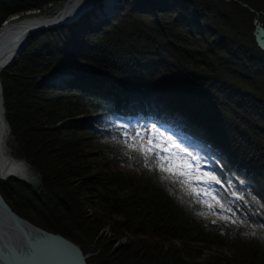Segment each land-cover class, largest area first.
<instances>
[{"label":"trees","instance_id":"trees-1","mask_svg":"<svg viewBox=\"0 0 264 264\" xmlns=\"http://www.w3.org/2000/svg\"><path fill=\"white\" fill-rule=\"evenodd\" d=\"M64 1L0 0V28L13 15ZM124 1L104 25L82 20L31 34L19 62L2 74L20 156L44 183L39 195L23 182L0 181L2 196L22 218L91 254L88 264H264V219L211 218L180 184L162 178L155 160L128 147L122 131L102 130L123 97L129 104L137 92L159 90L150 99L180 100L177 113L156 101L164 116L241 161L264 204V53L251 33L256 14L215 0ZM242 1L264 14V0ZM64 70L84 75L82 82L51 86L49 78ZM86 195L98 200L94 217L85 212ZM107 226L113 237L98 239ZM126 235L132 238L114 248ZM214 246L234 248L236 256L204 257Z\"/></svg>","mask_w":264,"mask_h":264},{"label":"water","instance_id":"water-1","mask_svg":"<svg viewBox=\"0 0 264 264\" xmlns=\"http://www.w3.org/2000/svg\"><path fill=\"white\" fill-rule=\"evenodd\" d=\"M83 13L72 21L55 23L29 32L56 29L77 23ZM259 47L264 51V28L255 22ZM35 192L42 190V177L24 180ZM8 234H4V232ZM12 232H15L14 235ZM0 264H87L82 250L61 236L37 228L16 215L0 194ZM5 243L6 246L3 244ZM8 246V247H7Z\"/></svg>","mask_w":264,"mask_h":264},{"label":"bare ground","instance_id":"bare-ground-1","mask_svg":"<svg viewBox=\"0 0 264 264\" xmlns=\"http://www.w3.org/2000/svg\"><path fill=\"white\" fill-rule=\"evenodd\" d=\"M96 0H67L63 5L49 13H34L24 18L7 22L0 30V76L5 69L15 64L30 43V30L46 27L60 22H69L80 14L89 12ZM264 25V20L259 18ZM263 27V26H262ZM29 42V43H28ZM263 53L264 51L260 49ZM3 88L0 81V177L16 176L20 179H30L35 173L26 158H15L10 151V127L4 112ZM28 185L27 183H25ZM29 186V185H28ZM31 187V186H30Z\"/></svg>","mask_w":264,"mask_h":264},{"label":"snow or ice","instance_id":"snow-or-ice-1","mask_svg":"<svg viewBox=\"0 0 264 264\" xmlns=\"http://www.w3.org/2000/svg\"><path fill=\"white\" fill-rule=\"evenodd\" d=\"M153 130H155V134L149 136L148 133ZM143 133L142 135L141 130H134L131 137L133 142L127 146L135 148L146 158L155 160V166L162 178L169 179L174 184H180L199 202L206 203L209 208L213 207V203L209 200L220 204V201L207 188L194 186V182L202 181L208 184L220 182L215 174L200 171L199 157L194 156L192 152L177 143L171 136L160 133L155 124H152L150 129L143 130ZM127 135L126 132L125 136ZM201 197H208L209 200L200 199Z\"/></svg>","mask_w":264,"mask_h":264},{"label":"rangeland","instance_id":"rangeland-1","mask_svg":"<svg viewBox=\"0 0 264 264\" xmlns=\"http://www.w3.org/2000/svg\"><path fill=\"white\" fill-rule=\"evenodd\" d=\"M229 2H233V3H237L238 5H240L242 8H244V9H248V10H250V12H252V13H254V14H256V17L259 19L261 16L262 17H264V14H262V13H260V12H256L254 9H252V8H250V6H248L246 3H242L243 1L242 0H230ZM48 10V11H47ZM54 9H53V7H52V9H51V6H49V7H47V9H44L43 11V13L45 14V13H49V12H52ZM263 20H264V18H262ZM253 30L254 29H252V31H251V33L253 32ZM6 71V70H5ZM8 71V70H7ZM2 75V74H1ZM2 80V79H1ZM5 89L6 90H9V87H8V85L5 83ZM7 100L8 101H10V94L8 93L7 94ZM60 125H63V124H60ZM86 136H88V137H90L91 138V136L89 135V134H86V133H84ZM11 137V140H12V142H10L9 141V144H10V151H11V153L13 154V156L15 157V158H19V159H21L22 158V156H20V154H21V152H20V150H19V147L17 146V143H16V139L14 140L13 138H14V136H10ZM93 140V139H92ZM88 147L90 148V149H92V147L91 146H89L88 145ZM95 151V150H94ZM95 153L96 154H98V152L97 151H95ZM104 161V159L102 160V159H98V162L99 161ZM101 163V162H100ZM104 163V162H103ZM105 164V166L107 167V165H106V163H104ZM30 167L31 168H33L32 166H31V164H30ZM34 169V168H33ZM43 191H44V188H43ZM43 191H42V193H43ZM90 204H92V205H94L95 203H94V201L93 200H90ZM95 206V205H94ZM90 214H91V212H90ZM104 231H106L107 232V229L106 230H104ZM104 235H106V233H104ZM218 249H222V252L226 255V256H236V249H234V248H213V249H211V251H204V253H208V252H212V251H216L217 250V252L218 253H221V250H218ZM210 254V253H209ZM91 254H88V256L89 257H91L90 256Z\"/></svg>","mask_w":264,"mask_h":264}]
</instances>
